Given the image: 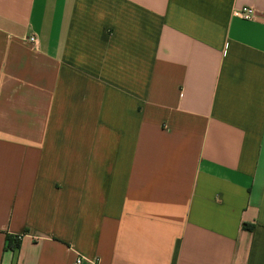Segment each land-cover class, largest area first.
Wrapping results in <instances>:
<instances>
[{
    "label": "crops",
    "instance_id": "crops-1",
    "mask_svg": "<svg viewBox=\"0 0 264 264\" xmlns=\"http://www.w3.org/2000/svg\"><path fill=\"white\" fill-rule=\"evenodd\" d=\"M78 258L264 264V0H0V264Z\"/></svg>",
    "mask_w": 264,
    "mask_h": 264
},
{
    "label": "built area",
    "instance_id": "built-area-1",
    "mask_svg": "<svg viewBox=\"0 0 264 264\" xmlns=\"http://www.w3.org/2000/svg\"><path fill=\"white\" fill-rule=\"evenodd\" d=\"M235 15L245 20H253L255 18V10L252 7L245 6V7L236 9ZM28 40L29 42L33 44H36L38 41L35 35H31ZM17 237L18 239H21L23 235H18ZM81 262H82V258H78L76 260V264H81Z\"/></svg>",
    "mask_w": 264,
    "mask_h": 264
},
{
    "label": "trees",
    "instance_id": "trees-1",
    "mask_svg": "<svg viewBox=\"0 0 264 264\" xmlns=\"http://www.w3.org/2000/svg\"><path fill=\"white\" fill-rule=\"evenodd\" d=\"M20 241L21 239H18L17 236H7L6 248L15 251L19 247Z\"/></svg>",
    "mask_w": 264,
    "mask_h": 264
}]
</instances>
